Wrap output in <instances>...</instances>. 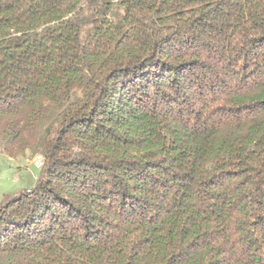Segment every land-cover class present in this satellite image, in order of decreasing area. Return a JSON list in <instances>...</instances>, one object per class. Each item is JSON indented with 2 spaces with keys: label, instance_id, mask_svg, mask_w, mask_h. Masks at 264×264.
Segmentation results:
<instances>
[{
  "label": "trees",
  "instance_id": "obj_1",
  "mask_svg": "<svg viewBox=\"0 0 264 264\" xmlns=\"http://www.w3.org/2000/svg\"><path fill=\"white\" fill-rule=\"evenodd\" d=\"M0 264H264V0H0Z\"/></svg>",
  "mask_w": 264,
  "mask_h": 264
},
{
  "label": "rangeland",
  "instance_id": "obj_2",
  "mask_svg": "<svg viewBox=\"0 0 264 264\" xmlns=\"http://www.w3.org/2000/svg\"><path fill=\"white\" fill-rule=\"evenodd\" d=\"M35 157L31 153L9 156L0 152V197L35 182L39 171Z\"/></svg>",
  "mask_w": 264,
  "mask_h": 264
},
{
  "label": "built area",
  "instance_id": "obj_3",
  "mask_svg": "<svg viewBox=\"0 0 264 264\" xmlns=\"http://www.w3.org/2000/svg\"><path fill=\"white\" fill-rule=\"evenodd\" d=\"M34 162L39 167L42 164V155H37Z\"/></svg>",
  "mask_w": 264,
  "mask_h": 264
}]
</instances>
